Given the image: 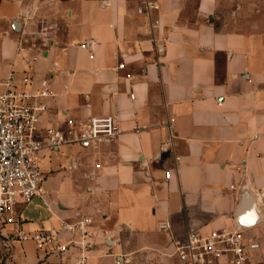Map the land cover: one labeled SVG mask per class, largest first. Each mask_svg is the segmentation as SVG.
<instances>
[{
  "label": "crops",
  "instance_id": "0c3cea01",
  "mask_svg": "<svg viewBox=\"0 0 264 264\" xmlns=\"http://www.w3.org/2000/svg\"><path fill=\"white\" fill-rule=\"evenodd\" d=\"M150 1L158 9L137 14L139 0H0V75L49 78L54 97L41 125L114 114L123 130L98 153L45 150V193L18 208L26 231L93 216L88 264H114L116 255L178 264L159 250L190 227L236 224L244 191L263 217L264 0ZM168 127L172 143L161 152ZM250 228L264 240L261 226ZM6 253L0 264L45 260L30 242Z\"/></svg>",
  "mask_w": 264,
  "mask_h": 264
},
{
  "label": "built area",
  "instance_id": "2783aa9c",
  "mask_svg": "<svg viewBox=\"0 0 264 264\" xmlns=\"http://www.w3.org/2000/svg\"><path fill=\"white\" fill-rule=\"evenodd\" d=\"M139 1L137 14L158 9L153 1ZM153 23L158 25L159 20ZM79 46L88 52L89 59L94 57L91 43ZM124 66L121 62L116 69ZM52 97L49 78L35 82L28 70L21 73L11 70L0 79V249L2 254L8 251L9 256L13 244L30 242L45 259L44 264H88L94 246L90 232L93 216L72 220L62 217L56 227L26 231L21 227L18 208L45 193V176L40 167L45 150L79 145L98 153L101 145L117 140L123 130L114 114H89L86 119H67L61 126H42L41 121L50 109L47 99ZM130 97L133 98V93ZM168 128L169 138L161 144V152H167L172 143L173 135ZM94 167L99 168L100 164L95 162ZM169 175L170 170L165 171V177ZM256 226L264 229V208ZM159 228L168 229L169 223L162 221ZM250 229L237 223L208 229L190 227L182 239L172 237L159 253L178 264H255L264 255V240ZM51 257L53 260H47ZM114 264L131 262L116 255Z\"/></svg>",
  "mask_w": 264,
  "mask_h": 264
},
{
  "label": "water",
  "instance_id": "95a60500",
  "mask_svg": "<svg viewBox=\"0 0 264 264\" xmlns=\"http://www.w3.org/2000/svg\"><path fill=\"white\" fill-rule=\"evenodd\" d=\"M12 27L16 31H19V22L14 19L12 21ZM241 204L238 210V222L237 225L243 228L251 227L259 223V219L256 213V206L253 202L252 196L247 191L242 193Z\"/></svg>",
  "mask_w": 264,
  "mask_h": 264
},
{
  "label": "rangeland",
  "instance_id": "374dc122",
  "mask_svg": "<svg viewBox=\"0 0 264 264\" xmlns=\"http://www.w3.org/2000/svg\"><path fill=\"white\" fill-rule=\"evenodd\" d=\"M6 29H7V24L3 23V22H0V48H1V44H2L1 41H2L3 35L6 34V32H5ZM33 44H36V43H30V42H27L26 40H20L19 41V45L21 47H25V46H29V45L32 46ZM2 64H3V60H2V57H1V53H0V69L3 67ZM1 78H2V76H1Z\"/></svg>",
  "mask_w": 264,
  "mask_h": 264
}]
</instances>
